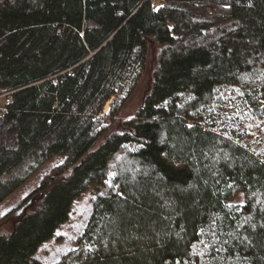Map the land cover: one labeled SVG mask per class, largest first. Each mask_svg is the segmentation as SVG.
Wrapping results in <instances>:
<instances>
[{
    "label": "trees",
    "instance_id": "obj_1",
    "mask_svg": "<svg viewBox=\"0 0 264 264\" xmlns=\"http://www.w3.org/2000/svg\"><path fill=\"white\" fill-rule=\"evenodd\" d=\"M154 2L0 0V264H264V0Z\"/></svg>",
    "mask_w": 264,
    "mask_h": 264
},
{
    "label": "rangeland",
    "instance_id": "obj_2",
    "mask_svg": "<svg viewBox=\"0 0 264 264\" xmlns=\"http://www.w3.org/2000/svg\"><path fill=\"white\" fill-rule=\"evenodd\" d=\"M155 55L154 48H149L147 54V62L146 68L142 74L141 79L139 80L136 89L134 90L133 94L131 95L129 101L127 102L126 106L124 107L121 117V120L130 118L133 113L139 108L142 103V99L146 92L147 87L150 84V75L153 66V58ZM109 104H107L104 112L108 110ZM62 163V159L58 158L56 160L51 161L48 163L40 172H38L31 180L23 186L19 191L14 193L10 196L0 207V234L1 235H9L13 228L16 220H18L24 213L29 211L31 207L34 206V199L36 200L37 197V189L41 179L49 174L52 169L59 164ZM28 205H23L27 201ZM91 197L89 194L82 195L75 203L71 222L66 224L63 228L61 233L64 235L74 236L80 230L83 214L86 211ZM23 207V208H20Z\"/></svg>",
    "mask_w": 264,
    "mask_h": 264
},
{
    "label": "built area",
    "instance_id": "obj_3",
    "mask_svg": "<svg viewBox=\"0 0 264 264\" xmlns=\"http://www.w3.org/2000/svg\"><path fill=\"white\" fill-rule=\"evenodd\" d=\"M151 1L153 3V7L155 8L156 3L154 2V0H151ZM10 101H11L10 92L0 91V115L6 112L7 110L6 106L10 104Z\"/></svg>",
    "mask_w": 264,
    "mask_h": 264
},
{
    "label": "snow or ice",
    "instance_id": "obj_4",
    "mask_svg": "<svg viewBox=\"0 0 264 264\" xmlns=\"http://www.w3.org/2000/svg\"><path fill=\"white\" fill-rule=\"evenodd\" d=\"M189 127H192V125H189ZM0 215H3L2 213H0ZM205 247H207V245H205Z\"/></svg>",
    "mask_w": 264,
    "mask_h": 264
},
{
    "label": "water",
    "instance_id": "obj_5",
    "mask_svg": "<svg viewBox=\"0 0 264 264\" xmlns=\"http://www.w3.org/2000/svg\"><path fill=\"white\" fill-rule=\"evenodd\" d=\"M212 29H214V27H212Z\"/></svg>",
    "mask_w": 264,
    "mask_h": 264
}]
</instances>
